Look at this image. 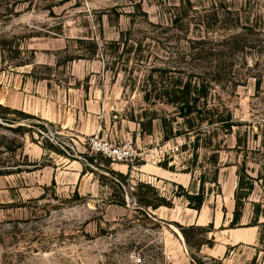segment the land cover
I'll list each match as a JSON object with an SVG mask.
<instances>
[{
	"label": "rangeland",
	"instance_id": "obj_1",
	"mask_svg": "<svg viewBox=\"0 0 264 264\" xmlns=\"http://www.w3.org/2000/svg\"><path fill=\"white\" fill-rule=\"evenodd\" d=\"M0 104V264H264V0H0Z\"/></svg>",
	"mask_w": 264,
	"mask_h": 264
},
{
	"label": "trees",
	"instance_id": "obj_2",
	"mask_svg": "<svg viewBox=\"0 0 264 264\" xmlns=\"http://www.w3.org/2000/svg\"><path fill=\"white\" fill-rule=\"evenodd\" d=\"M195 90H196V93H198V95L200 97L206 96L204 89H201L202 91L199 89H195ZM182 93H184V94L181 97H177L178 100H180V102H181V106L179 107L180 115L183 118L187 119L196 110L195 104H191V102L192 101L197 102L199 100V96L195 97V98L190 97L191 90L189 88H187L186 91H184ZM10 113L16 114L20 117L11 118V117H9ZM21 116H23L25 118L34 117L33 115H30L24 111H21L18 109H10V107H5V106L0 104V118L5 123L16 124L17 120L21 119ZM186 122L188 123L190 128H193L194 125L192 124V121H190V119H187ZM233 125L234 124L227 123V125H224V127L228 128V129H232ZM16 130L22 132L25 130V128H24V126L19 125L16 128ZM165 139L169 140L170 136L166 135ZM53 150L55 151L56 149L54 148ZM212 183H215V184L218 183V177L216 175L212 179ZM144 186L146 188H148L149 190L155 191V194H156V197H153V198H150V197L147 198L146 197V200L143 201L142 204H144L147 208L150 207V208L156 210L162 206L173 207V201H171V199H168L165 196H162L155 187L151 186L150 184H146ZM204 186H205V181H204V178L202 177L200 179V190L198 192L189 193L188 191H185L181 185H179L178 187L183 189V193L176 194V195L186 198L188 200V207L195 209V210H201V208L205 202ZM241 187H242V180H240V183H239V188H241ZM239 188L237 189V191L235 193L236 204H235V209L233 212V219L231 220V223H230V227H234L243 217L244 202L242 201V196L240 195ZM250 188H252V185H250ZM146 196H147V193H146ZM213 229H214V226L212 223H210L208 226H201V225L193 224L190 226H182L181 227L182 233L186 239L187 244L190 246V248L193 246V241H192V237H191L192 231L201 230V231H205V235H208V233L212 232ZM205 244H209V242L202 241V242L198 243L197 249H199L200 247H202ZM193 258L196 261V264H204L200 259H197L195 256Z\"/></svg>",
	"mask_w": 264,
	"mask_h": 264
},
{
	"label": "built area",
	"instance_id": "obj_3",
	"mask_svg": "<svg viewBox=\"0 0 264 264\" xmlns=\"http://www.w3.org/2000/svg\"><path fill=\"white\" fill-rule=\"evenodd\" d=\"M89 148L93 155L104 157L112 163H125L128 166L136 167L139 164L138 161L143 159L132 140L115 143L96 135L90 139ZM133 259L136 260L135 255H133Z\"/></svg>",
	"mask_w": 264,
	"mask_h": 264
},
{
	"label": "crops",
	"instance_id": "obj_4",
	"mask_svg": "<svg viewBox=\"0 0 264 264\" xmlns=\"http://www.w3.org/2000/svg\"><path fill=\"white\" fill-rule=\"evenodd\" d=\"M161 208V207H160ZM198 220H199V218H198Z\"/></svg>",
	"mask_w": 264,
	"mask_h": 264
},
{
	"label": "bare ground",
	"instance_id": "obj_5",
	"mask_svg": "<svg viewBox=\"0 0 264 264\" xmlns=\"http://www.w3.org/2000/svg\"><path fill=\"white\" fill-rule=\"evenodd\" d=\"M181 235V234H180ZM182 236V235H181Z\"/></svg>",
	"mask_w": 264,
	"mask_h": 264
}]
</instances>
